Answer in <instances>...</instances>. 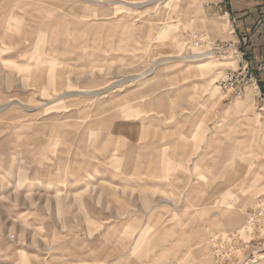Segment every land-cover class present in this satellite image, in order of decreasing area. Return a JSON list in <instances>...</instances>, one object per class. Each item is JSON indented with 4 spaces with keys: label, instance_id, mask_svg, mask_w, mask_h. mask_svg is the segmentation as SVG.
<instances>
[{
    "label": "rangeland",
    "instance_id": "1",
    "mask_svg": "<svg viewBox=\"0 0 264 264\" xmlns=\"http://www.w3.org/2000/svg\"><path fill=\"white\" fill-rule=\"evenodd\" d=\"M215 2L0 0V264L264 256V104Z\"/></svg>",
    "mask_w": 264,
    "mask_h": 264
},
{
    "label": "crops",
    "instance_id": "2",
    "mask_svg": "<svg viewBox=\"0 0 264 264\" xmlns=\"http://www.w3.org/2000/svg\"><path fill=\"white\" fill-rule=\"evenodd\" d=\"M217 5V6H216ZM218 12L224 11L229 17L237 40L247 38L245 54L248 62L254 66L264 59V0H216ZM258 85L264 95V73L258 74Z\"/></svg>",
    "mask_w": 264,
    "mask_h": 264
},
{
    "label": "built area",
    "instance_id": "3",
    "mask_svg": "<svg viewBox=\"0 0 264 264\" xmlns=\"http://www.w3.org/2000/svg\"><path fill=\"white\" fill-rule=\"evenodd\" d=\"M261 20H264V13L261 15ZM194 40L198 41V35L194 34ZM246 37L239 39L234 42H214L210 48L209 52L212 55H220L228 51H233V53L238 54V50L241 44H245ZM242 57L243 52H239ZM239 67L234 71L226 72L222 81L230 82V85H235L236 87L245 86V85H254L258 88V74L264 73V59L258 64L252 66L247 60H241ZM261 100L264 104V95L260 92L258 88ZM264 222V210L261 208L253 209L248 216V224L250 227H258ZM232 257L237 258L238 256L233 253ZM235 259H233V263ZM236 264H264V258H261L260 255L256 258L254 253L248 254L242 261H237Z\"/></svg>",
    "mask_w": 264,
    "mask_h": 264
},
{
    "label": "bare ground",
    "instance_id": "4",
    "mask_svg": "<svg viewBox=\"0 0 264 264\" xmlns=\"http://www.w3.org/2000/svg\"><path fill=\"white\" fill-rule=\"evenodd\" d=\"M261 258H264V256H261Z\"/></svg>",
    "mask_w": 264,
    "mask_h": 264
}]
</instances>
